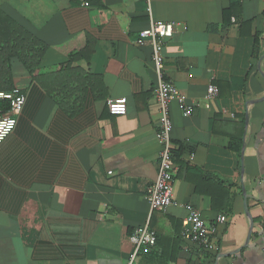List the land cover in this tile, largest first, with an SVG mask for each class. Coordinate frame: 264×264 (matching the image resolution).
I'll use <instances>...</instances> for the list:
<instances>
[{
    "label": "crops",
    "instance_id": "crops-1",
    "mask_svg": "<svg viewBox=\"0 0 264 264\" xmlns=\"http://www.w3.org/2000/svg\"><path fill=\"white\" fill-rule=\"evenodd\" d=\"M232 1L0 0L1 14L48 47L40 68L89 40L90 62L77 65L104 86L75 119L44 96L0 144V264H127L128 237L148 220L157 242L137 264H264V0H237L230 17ZM151 20L167 25L165 79L193 107L185 117L170 105L174 200L209 224L228 217L210 249L182 239L184 207L150 212L144 199L161 152L152 48L139 38ZM11 69L26 93L28 72L16 59ZM211 84L219 93L207 103ZM120 98L126 115L104 118ZM224 201L228 211L212 208Z\"/></svg>",
    "mask_w": 264,
    "mask_h": 264
},
{
    "label": "built area",
    "instance_id": "built-area-1",
    "mask_svg": "<svg viewBox=\"0 0 264 264\" xmlns=\"http://www.w3.org/2000/svg\"><path fill=\"white\" fill-rule=\"evenodd\" d=\"M148 2L150 0H147ZM88 3L85 4L87 6ZM149 13H150V7ZM167 35V25L161 22L150 21L149 27L139 34L142 41H149L152 48V69L156 78L153 95L159 105V122L157 139L161 144L160 161L155 182L147 189L144 199L149 205L150 212L164 211L170 206L180 205L173 197V183L177 173L174 162V148L171 141L172 124L170 120V105L176 102L183 116L188 117L193 109L187 106L184 98L177 88L165 79V65L163 58L164 39ZM219 90L215 85H209L206 90L205 100L212 102L218 96ZM0 100L10 101V110L0 117V144L12 133L16 125V117L22 111L24 96L14 90L11 94L0 93ZM128 101L126 98L108 100L106 103L110 116L119 117L127 113ZM209 104L206 105L208 107ZM186 210V217L182 221L181 237L185 241L210 249L212 238L218 232V225L227 222L225 214L218 215L214 224H209L203 218L202 213L191 205L180 206ZM157 242V234L150 228L149 220L134 229L128 237L130 252L127 264H137L138 256L143 248L154 247Z\"/></svg>",
    "mask_w": 264,
    "mask_h": 264
},
{
    "label": "trees",
    "instance_id": "trees-1",
    "mask_svg": "<svg viewBox=\"0 0 264 264\" xmlns=\"http://www.w3.org/2000/svg\"><path fill=\"white\" fill-rule=\"evenodd\" d=\"M239 11L238 1L233 0L229 11H226L224 15L230 14V17H236ZM47 49L45 44L0 13V93L11 94L15 90L11 60L16 59L31 78L28 91L19 92L25 100L21 111L22 116L31 117L38 110L44 96H48L56 105L57 117L66 119H75L81 115L86 117L88 115L85 112L87 97L92 96L94 100H98L104 89L99 77L91 75L77 65L81 60L89 64L93 44L88 40L87 43L69 54L66 63L42 69L40 65ZM9 110L10 101L0 100V117ZM103 117H113L109 115L107 106ZM234 145L232 143V149H235ZM72 177L73 175L68 176L69 179ZM222 191L226 198L228 192ZM212 208L228 211L229 204L228 201L220 204L213 202Z\"/></svg>",
    "mask_w": 264,
    "mask_h": 264
}]
</instances>
